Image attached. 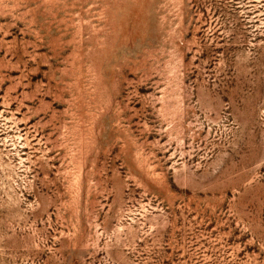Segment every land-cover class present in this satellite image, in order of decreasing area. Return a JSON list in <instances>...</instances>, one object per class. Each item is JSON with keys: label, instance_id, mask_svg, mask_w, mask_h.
<instances>
[{"label": "rangeland", "instance_id": "rangeland-1", "mask_svg": "<svg viewBox=\"0 0 264 264\" xmlns=\"http://www.w3.org/2000/svg\"><path fill=\"white\" fill-rule=\"evenodd\" d=\"M0 264H264V0H0Z\"/></svg>", "mask_w": 264, "mask_h": 264}]
</instances>
